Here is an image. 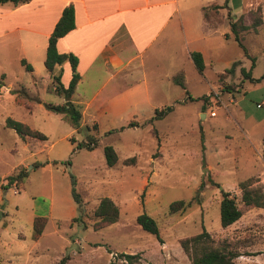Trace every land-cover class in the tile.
<instances>
[{
	"label": "rangeland",
	"instance_id": "obj_1",
	"mask_svg": "<svg viewBox=\"0 0 264 264\" xmlns=\"http://www.w3.org/2000/svg\"><path fill=\"white\" fill-rule=\"evenodd\" d=\"M217 2L223 5L222 23L208 38L203 70L186 56L180 59L187 92L165 75L175 68L166 53L156 63L146 57L147 94L137 87L129 102L97 114V125L81 117L78 130L44 106L65 99L46 67L26 69L18 40L0 42V264H59L64 255L68 264H129L122 251L138 253L134 264H190L180 239L203 229L213 245L222 239L236 243L237 264H264V208H245L227 226L219 208L221 189L242 205L239 180L264 186V0ZM257 13L262 22L240 32L245 53L228 21L242 15L250 23ZM7 116L47 138L22 139L5 124ZM79 141L95 145L77 147ZM105 144L118 154L112 166L106 164ZM130 156L134 162L125 161ZM21 169L24 179L7 183ZM73 180L82 212L71 192ZM104 195L116 202L119 217L95 228L93 209ZM194 196L199 202L169 211L171 201ZM143 211L157 221L162 241L136 221ZM36 215L46 222L34 239Z\"/></svg>",
	"mask_w": 264,
	"mask_h": 264
},
{
	"label": "crops",
	"instance_id": "obj_2",
	"mask_svg": "<svg viewBox=\"0 0 264 264\" xmlns=\"http://www.w3.org/2000/svg\"><path fill=\"white\" fill-rule=\"evenodd\" d=\"M212 1L217 0L6 1L0 3V42L18 40L22 57L35 72V67L45 66L48 36L63 7L73 3L75 26L58 37L56 47L77 56L80 77L72 98L82 105L83 122L97 125V114L129 102L137 87L147 94L146 57L156 63L166 53L175 65L165 72L170 79L183 70L180 59L186 56L193 62L192 50L200 51L205 62L208 38L222 23L205 22L202 7ZM60 67L61 81L67 85L69 61L57 64L55 71Z\"/></svg>",
	"mask_w": 264,
	"mask_h": 264
},
{
	"label": "trees",
	"instance_id": "obj_3",
	"mask_svg": "<svg viewBox=\"0 0 264 264\" xmlns=\"http://www.w3.org/2000/svg\"><path fill=\"white\" fill-rule=\"evenodd\" d=\"M11 1L13 4H21L29 0H0V3ZM227 0H224L226 3ZM223 7L222 3L217 1H212L211 3L204 5L203 16L207 25H216L222 22V14L220 9ZM262 22V15L257 13L252 17L250 23L242 21V15L236 19L229 18L230 30L233 34V38L238 42V44L243 48L244 52L247 53V48L242 41L241 31L247 29L248 27L256 28ZM75 26L74 21V5L73 3H68L65 5L61 11V14L56 21L52 31L48 36V43L46 47V54L44 58V65L52 76V84L55 91L64 96L65 100L61 103H54L50 101H44L43 104L47 109H51L62 114V117L66 119L71 126L78 130L80 127V121L82 117V105L75 101L72 98V95L75 91L76 83L80 77V74L77 70V56L72 52H61L56 47V41L58 37L64 35L67 31L72 29ZM225 36H228V33H225ZM191 58L193 63L198 71H202L204 68V59L203 55L198 50L190 51ZM253 64V56H251ZM68 60L71 68V75L67 85H64L61 81L62 67L55 71L57 64H61L63 61ZM21 62L24 64L25 68L32 70V65L26 60L25 57H21ZM234 63V62H233ZM232 63V64H233ZM233 65L229 66L227 70L231 71ZM245 74L253 79L250 74V69L245 71L244 67L241 68ZM264 74V73H263ZM261 75V77L263 76ZM171 80L176 84L180 85L183 88H186V82L184 77V71L182 69L176 71L171 75ZM17 92V91H15ZM187 92V90H186ZM16 95L20 96L19 92ZM21 101L20 99H17ZM170 106L166 108H160L155 110L154 116L159 118L161 117L166 110H169ZM152 119H150L151 121ZM5 124L13 128L17 134L22 138H35L37 140H45L47 135L35 128L31 127L27 123L17 120L11 116H7L5 119ZM153 132L156 130L153 128ZM77 147H86L91 149L95 144L94 141H79L77 142ZM104 155L106 164L112 166L118 160V154L113 145L105 144L104 145ZM135 157L130 156L126 157L125 161L134 162ZM46 162V161H45ZM45 162H40L44 164ZM55 162V161H54ZM67 163L70 162L69 159L66 160ZM26 172L21 169L17 173L9 174L7 176V183L13 181H18L24 179ZM75 180H73V185L71 188L72 195L77 203V208L79 212H82L83 209V200L76 189ZM238 187L240 189L239 199L242 205H239L235 196L231 195L229 191L221 189V198H220V222L222 226H227L234 221H236L243 213L245 208L256 206L264 208V186L262 184H253L251 178L238 181ZM194 201L199 202L196 196L191 198H178L170 202L169 211L175 212L177 210H182L190 206ZM94 215L98 218L94 226L95 228L103 227L109 223L116 221L119 217V207L116 202L107 195L100 197L97 205L93 209ZM79 216V215H78ZM78 216H72L73 219L78 218ZM136 221L147 231L154 233L157 238L162 241L160 235L159 227L157 221L147 212L143 211L136 215ZM46 222V216L36 215L33 218V232L32 237L35 239L39 237L43 230V226ZM214 239L211 234L203 229L200 232L195 234L182 237L180 239V244L188 255L190 259V264H237L235 258L239 255V249L236 243L231 241H225L224 239L219 240V245H213L212 242ZM129 264H134L135 260H138V253L130 252H120L119 253ZM68 255H64L59 259V264H68L67 259ZM137 264H144L138 262Z\"/></svg>",
	"mask_w": 264,
	"mask_h": 264
},
{
	"label": "built area",
	"instance_id": "obj_4",
	"mask_svg": "<svg viewBox=\"0 0 264 264\" xmlns=\"http://www.w3.org/2000/svg\"><path fill=\"white\" fill-rule=\"evenodd\" d=\"M210 113H211V114H213V113H214V111H211Z\"/></svg>",
	"mask_w": 264,
	"mask_h": 264
}]
</instances>
